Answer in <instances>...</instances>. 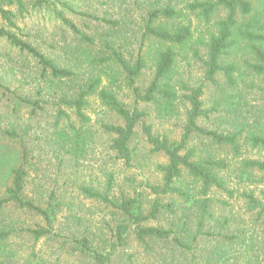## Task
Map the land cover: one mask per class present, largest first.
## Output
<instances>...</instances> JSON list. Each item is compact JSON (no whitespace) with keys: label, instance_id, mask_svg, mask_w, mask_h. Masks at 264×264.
<instances>
[{"label":"trees","instance_id":"obj_1","mask_svg":"<svg viewBox=\"0 0 264 264\" xmlns=\"http://www.w3.org/2000/svg\"><path fill=\"white\" fill-rule=\"evenodd\" d=\"M5 1L14 5V9L0 5V18L5 23L0 27V38L32 57L38 67L32 95L11 91L0 78V88L13 95L8 98L12 103L11 117L27 107L29 115H36L44 102L55 107L54 127L59 129L51 150L65 149L70 139L77 147L81 139L84 146L86 131L73 127L72 138L68 136L66 128L72 127V122L67 109L80 122L87 123L90 117L84 109L89 97L95 95L119 120L100 123L102 132L110 136L108 148L130 166L131 141L140 126L152 150L166 156V162L158 168L159 182L147 183L146 187L155 195H172L173 199L167 204L155 200L144 213L139 192L119 198L110 196L114 175L108 170L104 172L101 187L79 184L77 191L84 198L112 209L116 221L108 224L110 237L104 239V235L90 229L87 224L90 220L86 224L82 222L78 215L81 204L66 201V190H48L37 184L28 192L29 149L24 137L29 127L11 120L0 130V264L15 252L10 247L12 237L19 232L30 233L34 240L49 235L62 212H66L64 216L71 222L73 232L69 242L73 250L91 258L95 264H112L117 249L125 247L130 236L147 249H152V242H170L169 257L158 252L164 264H240V261L264 264V227L261 230L257 227L264 225V189L259 188L264 182V161L240 157L241 139L251 148L264 149V118L256 113L250 118L244 116L239 102L230 93L223 96L225 107L218 115L225 127L210 129L200 123L203 119L210 120L221 107L217 100L210 107L204 105L206 84L220 87V76L233 91L243 66L264 80V0H192L182 7L167 0L168 3L154 6L143 16L138 51L131 55L123 54L122 45L113 36L96 41L80 31L61 10H56V16L80 41L79 46L63 47L66 53L62 61L40 50L35 37L17 24L29 7H43L49 0ZM60 3L73 9L68 0ZM190 14L206 24L205 31L195 34L187 19ZM102 21L114 27L119 25L118 20ZM144 41L146 53L141 52ZM194 43L202 47L203 53L200 48H193ZM188 49H192L193 57L203 68L201 78L192 83L185 82L177 69L180 55ZM238 52L242 53L243 64L238 60ZM147 60L153 68L152 77L141 87L138 80ZM119 83L131 92L130 104L119 99L116 90ZM140 102L152 106L161 119L182 114L177 141L153 132L152 124L145 122L149 111L141 108ZM63 118L69 122L68 126L59 128ZM6 139L9 144L4 143ZM204 139L208 143L201 146ZM17 140L18 145H14ZM219 150L227 152L223 155ZM229 153L231 160L227 158ZM215 192L243 201L244 214L248 217L226 210L229 203L216 198ZM215 202L219 203L218 209ZM13 210L34 214L42 219L43 225L25 227L11 215ZM164 211L172 214L166 225L146 224L157 220ZM249 251L250 256L246 257Z\"/></svg>","mask_w":264,"mask_h":264},{"label":"rangeland","instance_id":"obj_2","mask_svg":"<svg viewBox=\"0 0 264 264\" xmlns=\"http://www.w3.org/2000/svg\"><path fill=\"white\" fill-rule=\"evenodd\" d=\"M64 0H49V4L37 8H30L24 17L17 19V24L22 30L34 38L35 44L51 57L62 61L65 55L64 46L80 45L78 36L68 29L63 22L56 16L55 11L61 10L66 18L82 32L88 36L94 37L96 41L100 37L113 36L122 47L121 51L125 55L135 54L138 51L140 34L142 30V18L147 10L154 6L168 3L167 0H68L71 2L72 10L61 5ZM187 1L192 0H172L171 4H177L182 7ZM0 5L5 8L14 9V5H8L5 0H0ZM222 12L219 13V16ZM118 20L119 25L114 27L102 21ZM191 21L195 34L206 30V24L198 19L194 14L187 16ZM5 23L0 18V27ZM147 42L144 41L142 53H146ZM202 47L193 44V48ZM192 49L181 54L177 69L179 75L185 82H197L202 76L203 68L201 63L193 57ZM238 60L242 62V53L238 52ZM245 56V55H244ZM148 57V56H147ZM146 57V58H147ZM186 57V59H184ZM241 57V59H240ZM184 59V60H183ZM35 60L25 53L19 52L16 48L10 46L4 38H0V78L1 81L10 87L11 91L18 94L32 95L37 80L35 75L38 73V67ZM84 69L89 71L85 66ZM152 65L147 60V65L143 70L138 84L145 87L152 77ZM238 85L232 91L228 88L219 76L220 87L206 84L205 95L203 96L204 105L210 107L214 101H220L221 107L217 114H212L211 119L200 120L201 125L210 129H222L225 123L218 116L223 113V96L232 93L233 100L239 102L242 114L252 117L253 113L259 114L264 118V80L260 76L254 75L245 66L241 69V75L237 76ZM117 95L120 100L130 104L132 94L119 83ZM9 91L0 88V130L8 126L11 120L17 124H28V132L24 137V142L29 149L27 165L28 192L31 193L37 184L48 190L56 188L58 191L66 190V201H73L74 204H81L78 215L82 217V222L89 224L90 229L104 235V239L110 237L109 225L116 221L111 212V208L104 204L91 199H86L78 193L79 184H90L92 186H102L105 181L104 172L110 171L114 175V185L110 192L112 198H119L122 195L133 196L137 192L141 194V207L144 213H147L152 203L158 200L161 204H167L173 199L172 195H155L146 187L147 183H157L160 180L158 170L160 164L166 162V156L162 152H154L152 145L147 141L142 133L141 127L136 128V133L131 141L133 149V159L131 165L127 166L117 158L115 153L108 148L110 136L103 133L100 127L102 121H116L118 118L105 106L102 105L99 98L91 95L84 109L86 115L90 117L87 123H82L78 118L67 109L72 127L68 126L66 119H61L59 128L68 126L69 138H72L73 127L86 131V143L83 145L82 140H78L77 147L73 140H68L67 147L56 152L51 150L55 144L57 136L55 134L57 127H54L55 107L44 102L42 110L32 116L28 114V107L23 108L15 116L11 117L12 103L8 98H13ZM141 108L149 111L146 117V123L152 124V130L155 134L166 135L171 141H177L181 132L183 116L180 113L174 117L159 118L153 107L138 103ZM223 105V106H222ZM220 124V125H219ZM21 134V131H18ZM208 140H201V146H204ZM19 140L16 141L18 145ZM82 142V143H81ZM199 142V141H198ZM4 143L9 144L8 140ZM200 143V142H199ZM240 157L258 158L264 161V149L251 148L240 140ZM220 151V150H219ZM225 154L227 150H221ZM231 160L232 154L227 156ZM261 176V173H259ZM190 178L187 176L186 181ZM264 189V182L259 185ZM214 196L221 200H227L229 205L227 209L237 212L240 216L248 217L244 214L243 201L236 198H226L220 192L213 193ZM217 200V199H216ZM219 203L215 202L218 209ZM217 213V212H216ZM66 212L59 214L54 229L49 235L34 240L28 232H19L10 239V247L14 249L13 256L4 259L2 264H95L91 258L83 256L78 251L73 250L69 242L72 228L71 222L65 218ZM218 214V213H217ZM11 215L23 222L25 227L35 228L37 224L43 225L40 217L27 211L13 210ZM172 214L164 211L157 220H150L146 224L166 225ZM73 223V222H72ZM83 228V226H81ZM261 230L264 225L257 226ZM152 249L145 248L138 243L133 236L128 239V244L117 249L112 259V264H164L158 252L166 253L169 257L171 250L170 242L156 241L151 243ZM250 256V251L246 257ZM246 261V258H245ZM242 264V261H240ZM252 264H255L254 262Z\"/></svg>","mask_w":264,"mask_h":264}]
</instances>
